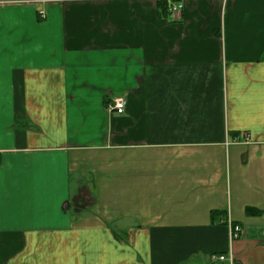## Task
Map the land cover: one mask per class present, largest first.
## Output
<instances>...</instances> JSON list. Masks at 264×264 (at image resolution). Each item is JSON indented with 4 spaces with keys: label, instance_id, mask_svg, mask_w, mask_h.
<instances>
[{
    "label": "crops",
    "instance_id": "1",
    "mask_svg": "<svg viewBox=\"0 0 264 264\" xmlns=\"http://www.w3.org/2000/svg\"><path fill=\"white\" fill-rule=\"evenodd\" d=\"M167 1L0 0V264H264V0Z\"/></svg>",
    "mask_w": 264,
    "mask_h": 264
},
{
    "label": "built area",
    "instance_id": "2",
    "mask_svg": "<svg viewBox=\"0 0 264 264\" xmlns=\"http://www.w3.org/2000/svg\"><path fill=\"white\" fill-rule=\"evenodd\" d=\"M181 8H182V4H178V5H172L171 4L169 6L168 11L170 13H175V12H178ZM125 104L126 103H125L124 98L117 97V98H114L113 102H110L108 104V107L112 112H114L118 115H121L124 113ZM227 222H228V225L230 227V238L231 239L238 238L242 232L240 225L234 224L230 220H228ZM212 259H214L216 261H220V262H226L227 264H234V260L232 259L231 254L212 255Z\"/></svg>",
    "mask_w": 264,
    "mask_h": 264
},
{
    "label": "trees",
    "instance_id": "3",
    "mask_svg": "<svg viewBox=\"0 0 264 264\" xmlns=\"http://www.w3.org/2000/svg\"><path fill=\"white\" fill-rule=\"evenodd\" d=\"M168 3V4H167ZM171 1H167V0H159L158 2V6L160 8V12L164 13L166 16H168L169 13V6L171 5ZM246 212L248 214H257L260 212V210L256 209V208H247ZM220 264H225V263H220ZM227 264V263H226ZM234 264H238L236 261H234Z\"/></svg>",
    "mask_w": 264,
    "mask_h": 264
},
{
    "label": "rangeland",
    "instance_id": "4",
    "mask_svg": "<svg viewBox=\"0 0 264 264\" xmlns=\"http://www.w3.org/2000/svg\"><path fill=\"white\" fill-rule=\"evenodd\" d=\"M7 243H10V241H6V244H7ZM6 256H7V255H6Z\"/></svg>",
    "mask_w": 264,
    "mask_h": 264
}]
</instances>
